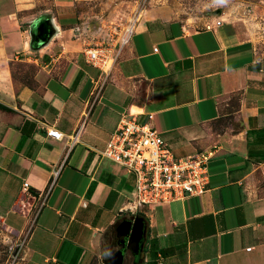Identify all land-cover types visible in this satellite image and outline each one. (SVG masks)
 I'll return each instance as SVG.
<instances>
[{
  "label": "crops",
  "instance_id": "obj_1",
  "mask_svg": "<svg viewBox=\"0 0 264 264\" xmlns=\"http://www.w3.org/2000/svg\"><path fill=\"white\" fill-rule=\"evenodd\" d=\"M89 2L0 0V264H104L118 248L134 176L101 152L127 110L152 114L176 158L213 155L202 196L134 213L146 240L121 264H264V57L216 20L153 7L101 71L83 53Z\"/></svg>",
  "mask_w": 264,
  "mask_h": 264
},
{
  "label": "built area",
  "instance_id": "obj_2",
  "mask_svg": "<svg viewBox=\"0 0 264 264\" xmlns=\"http://www.w3.org/2000/svg\"><path fill=\"white\" fill-rule=\"evenodd\" d=\"M220 24V20L215 21V25ZM125 37L121 39L120 45ZM107 43L109 40L103 39L87 45L83 50L86 62L101 71L112 66L119 51L120 45L114 49ZM153 50L156 51L157 48ZM139 116L129 110L122 113L101 152L103 157L133 174L131 212L134 214L144 206L169 204L188 197L202 196L209 181L207 163L213 151L195 152L176 158L166 147L160 133L152 126V114H147L145 118ZM80 130L77 127L69 136V146L78 141ZM46 136L55 140L61 138V134L54 128L48 129ZM58 168L59 166L52 171L45 189L38 195L36 213L55 183ZM21 188L26 192L28 182L24 181Z\"/></svg>",
  "mask_w": 264,
  "mask_h": 264
},
{
  "label": "rangeland",
  "instance_id": "obj_3",
  "mask_svg": "<svg viewBox=\"0 0 264 264\" xmlns=\"http://www.w3.org/2000/svg\"><path fill=\"white\" fill-rule=\"evenodd\" d=\"M153 7H164L194 28L220 20L233 41L252 43L264 57V0H90L83 6L86 38L91 45L107 39L115 49L140 12Z\"/></svg>",
  "mask_w": 264,
  "mask_h": 264
},
{
  "label": "water",
  "instance_id": "obj_4",
  "mask_svg": "<svg viewBox=\"0 0 264 264\" xmlns=\"http://www.w3.org/2000/svg\"><path fill=\"white\" fill-rule=\"evenodd\" d=\"M147 223L138 213L122 219L116 226L118 248L103 260L104 264H121L125 251L133 254L141 252L146 240Z\"/></svg>",
  "mask_w": 264,
  "mask_h": 264
},
{
  "label": "bare ground",
  "instance_id": "obj_5",
  "mask_svg": "<svg viewBox=\"0 0 264 264\" xmlns=\"http://www.w3.org/2000/svg\"><path fill=\"white\" fill-rule=\"evenodd\" d=\"M131 29H132V25H131V28H129V29H128V30H129V32L131 31ZM129 32H128V33H129Z\"/></svg>",
  "mask_w": 264,
  "mask_h": 264
}]
</instances>
